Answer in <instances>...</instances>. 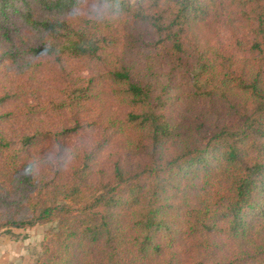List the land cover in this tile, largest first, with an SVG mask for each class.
I'll list each match as a JSON object with an SVG mask.
<instances>
[{
	"label": "trees",
	"instance_id": "16d2710c",
	"mask_svg": "<svg viewBox=\"0 0 264 264\" xmlns=\"http://www.w3.org/2000/svg\"><path fill=\"white\" fill-rule=\"evenodd\" d=\"M34 264H264V0H0V230Z\"/></svg>",
	"mask_w": 264,
	"mask_h": 264
},
{
	"label": "rangeland",
	"instance_id": "374dc122",
	"mask_svg": "<svg viewBox=\"0 0 264 264\" xmlns=\"http://www.w3.org/2000/svg\"><path fill=\"white\" fill-rule=\"evenodd\" d=\"M56 225L53 221L28 228L0 230V264H34L48 230Z\"/></svg>",
	"mask_w": 264,
	"mask_h": 264
}]
</instances>
